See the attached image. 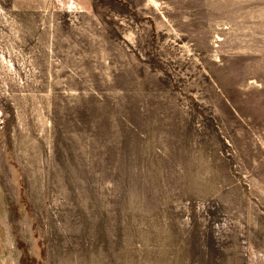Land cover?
I'll return each instance as SVG.
<instances>
[{
	"label": "rangeland",
	"instance_id": "rangeland-1",
	"mask_svg": "<svg viewBox=\"0 0 264 264\" xmlns=\"http://www.w3.org/2000/svg\"><path fill=\"white\" fill-rule=\"evenodd\" d=\"M0 264H264V0H0Z\"/></svg>",
	"mask_w": 264,
	"mask_h": 264
}]
</instances>
